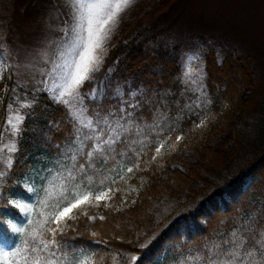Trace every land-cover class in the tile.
Returning <instances> with one entry per match:
<instances>
[{
    "label": "trees",
    "instance_id": "16d2710c",
    "mask_svg": "<svg viewBox=\"0 0 264 264\" xmlns=\"http://www.w3.org/2000/svg\"><path fill=\"white\" fill-rule=\"evenodd\" d=\"M203 69V91H192L195 86L181 82L185 68L178 45L152 47L137 32L109 48L103 70L97 74L98 80L109 82L105 92L111 91L108 99L99 101L102 110L119 103L115 94L119 87L122 91L143 89L154 102L163 96L166 111L152 114L144 109L143 122L156 121L160 127L138 138L146 145L133 146L143 148L141 170L134 168L127 174L128 186L137 187L138 193L120 211L103 206L88 209L90 214L104 215V220L80 216L68 222L70 229L62 240L75 255L82 250L92 264H132V255L138 258L135 264H186V257L227 239L234 227L264 217V145L244 165L230 171L242 154L251 119L264 108V79L255 76L249 58L227 52L219 60L212 47L203 53ZM34 101V108L24 109L23 114H33L24 123L14 165L0 185V247L19 243L4 223L5 215L16 222L20 218L10 198L26 201L31 197L35 202L24 184L40 189L47 169L56 166L55 145L63 143L68 150L75 134L65 108L49 94L40 91ZM87 103L91 105L90 100ZM9 104L6 96L0 102V145L10 139L3 131ZM201 120L206 125L197 127ZM57 121L60 131L50 124ZM177 135L183 139L175 151H169ZM162 137H170L162 150L166 154L152 162ZM136 163L135 151L119 160L125 172ZM0 170H6L5 166L0 164ZM118 186L126 187L123 181ZM120 195L112 203L119 205Z\"/></svg>",
    "mask_w": 264,
    "mask_h": 264
},
{
    "label": "snow or ice",
    "instance_id": "6c2138e0",
    "mask_svg": "<svg viewBox=\"0 0 264 264\" xmlns=\"http://www.w3.org/2000/svg\"><path fill=\"white\" fill-rule=\"evenodd\" d=\"M132 3L133 0H71L72 22L63 33L67 37L63 50L58 53V62L53 61L51 68L40 73L42 78L36 90L46 92L53 102L65 108L75 134L69 140L71 147L68 150L64 149L63 143L55 145L59 153L56 166L47 169L48 176L41 181L40 189L24 184L25 191L35 195V202L31 197L26 201H9L24 215L25 222L18 225L12 220L4 221L19 243L10 248L0 247V264H92L82 250L77 256L63 242L62 238L70 229L68 222L80 216L91 221L104 220V215L90 214L88 209L103 206L120 211L129 202V197L138 193L137 187L128 186L130 177L127 174L133 173L134 168L141 170L139 161L143 148L134 149L133 146L146 145L144 139L138 138L146 137L154 128L160 127L156 121L143 122L144 109L152 114L158 110L165 112V98L161 96L154 102L143 89L122 91L116 87L119 103L103 111L99 101L108 99L111 91L105 92L108 81L97 79L108 56L107 44L121 15ZM5 57L6 53L0 50V71L8 68ZM195 59V56L189 58L181 82L185 86H195L192 91L202 92L206 72L199 64L191 63ZM107 72L111 73L112 69ZM86 85H92L91 89ZM89 100L91 105L87 103ZM34 104L35 101L22 102L16 108L8 105L7 127L3 131L10 139L0 145V164L6 168L0 170V185L14 165L24 123L33 114H22L21 109L34 108ZM60 123L50 122L57 131H60ZM206 123L201 120L197 127H204ZM167 139L162 137L155 146L152 162L166 154L162 150ZM182 139L177 135L168 150L175 151ZM132 151L136 153L137 163L127 167L125 172L119 160ZM5 152L6 157L2 155ZM120 181L126 187H119ZM117 193L121 194L119 205L112 203ZM131 202L135 203L134 200ZM137 259L135 255L129 257L132 264ZM186 264H264V217L234 227L227 239L186 257Z\"/></svg>",
    "mask_w": 264,
    "mask_h": 264
},
{
    "label": "rangeland",
    "instance_id": "374dc122",
    "mask_svg": "<svg viewBox=\"0 0 264 264\" xmlns=\"http://www.w3.org/2000/svg\"><path fill=\"white\" fill-rule=\"evenodd\" d=\"M71 0H0V50L8 68L0 71V102L19 107L32 102L40 73L58 62L71 21ZM67 21L68 23H65ZM140 32L146 43L178 45L184 68L190 62L203 68V53L214 48L220 60L236 52L251 60L255 76L264 79V0H133L121 15L107 48ZM264 102L262 103V106ZM247 128L241 156L233 168L244 165L264 145V108ZM24 109H21L23 114ZM9 115V109L8 114ZM25 201L11 197L10 201ZM18 211V210H17ZM19 212V211H18ZM5 215V221L23 224Z\"/></svg>",
    "mask_w": 264,
    "mask_h": 264
}]
</instances>
